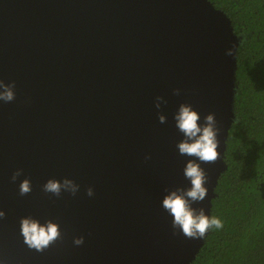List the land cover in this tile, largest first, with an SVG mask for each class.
<instances>
[{
    "label": "water",
    "instance_id": "water-1",
    "mask_svg": "<svg viewBox=\"0 0 264 264\" xmlns=\"http://www.w3.org/2000/svg\"><path fill=\"white\" fill-rule=\"evenodd\" d=\"M241 40L209 0H0V81L15 84L0 101V264H191L209 231L184 237L162 207L191 186L183 169L195 159L178 153L174 116L181 104L200 124L215 115L220 155L196 160L208 194L192 204L211 217ZM50 179L79 190L46 193ZM28 217L58 224L61 238L29 249Z\"/></svg>",
    "mask_w": 264,
    "mask_h": 264
},
{
    "label": "trees",
    "instance_id": "trees-1",
    "mask_svg": "<svg viewBox=\"0 0 264 264\" xmlns=\"http://www.w3.org/2000/svg\"><path fill=\"white\" fill-rule=\"evenodd\" d=\"M241 35L235 120L212 200V228L191 264H264V0H209Z\"/></svg>",
    "mask_w": 264,
    "mask_h": 264
},
{
    "label": "clouds",
    "instance_id": "clouds-1",
    "mask_svg": "<svg viewBox=\"0 0 264 264\" xmlns=\"http://www.w3.org/2000/svg\"><path fill=\"white\" fill-rule=\"evenodd\" d=\"M226 54L231 56L233 52L229 50ZM14 87V83L5 84L0 81V101L5 103L13 101L15 99ZM175 94L179 95V90H175ZM156 99L155 106L159 109L162 97ZM200 119V115L188 104H181L174 116L175 126L184 137L176 145L178 153L181 156L194 157L195 159H190L183 169L184 177L190 181L191 186L178 187L171 191L165 189V191H169V194L162 200L163 209L173 217V229H179L183 236L188 239H204L210 229L223 227L218 218L205 215L202 208L195 209L192 207L193 203L203 201L208 194V189L204 185L209 182V177L196 160L201 163H215L220 155L217 151L219 147L217 139L219 129L217 128L215 115H206L203 124L198 123ZM159 122L161 124L165 123L166 117L160 115ZM21 174L20 171H17L12 180L15 181ZM43 190L59 197L62 191L75 195L79 190V186L68 179H64L63 182L50 179L43 186ZM30 192L31 182L25 179L20 184V195L23 196ZM87 195L90 197L93 195L91 188L87 190ZM4 217L5 213L0 211V219ZM20 228L24 243L29 249H35L38 252H43L50 244L61 238L59 225L51 221H47L42 225L38 220L31 217L22 218ZM174 234L176 233L174 232ZM83 242L82 237L74 240V243L78 246Z\"/></svg>",
    "mask_w": 264,
    "mask_h": 264
}]
</instances>
